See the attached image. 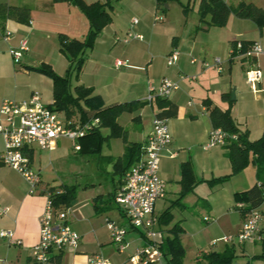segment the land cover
<instances>
[{"label":"crops","instance_id":"0c3cea01","mask_svg":"<svg viewBox=\"0 0 264 264\" xmlns=\"http://www.w3.org/2000/svg\"><path fill=\"white\" fill-rule=\"evenodd\" d=\"M225 1L228 4L230 2L229 0ZM239 1L234 0L233 6H236ZM128 4L135 11H138L142 17H146V14L151 15L154 21L155 15L153 16V14L158 9L155 0H129ZM254 4L264 7L261 3ZM9 6L28 7V21L21 22L13 15L7 14ZM133 18L136 17H132L131 20ZM29 20L32 23H29ZM131 20L130 27L125 29L126 33L129 30L140 35L143 34L142 32H146L143 27L138 26L139 20L133 26H131ZM154 24L153 29L158 28V31L163 32L162 36L171 46L164 53L167 55L172 49H176L179 52L174 64L168 65L165 63L164 65L158 61L154 62L156 56L155 58L152 56L147 63H141L139 62L140 54L137 51L133 54L122 51L121 56L126 57L120 60H127L128 65L117 67L115 61L119 59L118 57L113 61V65L116 68L124 67L126 69L140 70L144 68L142 64H145L146 80L137 84H125L124 87L117 85L116 89L110 85L112 81L108 82L106 80L103 83L102 76L108 71L106 70L108 69L106 62L112 52V49L109 50V45L112 40L114 41L115 37V41L120 42L126 36V34L122 38L116 36L117 33L112 28L115 25L112 16V22L105 26L96 38L94 47L89 53L78 82L93 87L94 93L102 98L104 105L115 104V102L147 101L149 84L157 86L162 78L165 77L178 82L177 89L172 90L168 96L162 97L167 98V100L177 106V115L167 119V122L171 121L168 127L171 134V143L163 151L159 168V174L166 184V195L164 199L156 202L155 209L158 202L165 203L167 196L172 198L174 195L175 197L173 198L175 199H170V204L163 211L167 208L170 211L177 207L185 208L189 202L195 205L198 203L203 204L204 202L202 201H207L210 211L215 213L218 209L216 205L213 207L215 196L211 194L214 191L206 188L205 185L208 184L206 180L228 173L231 170V163L225 153L224 145L226 143L208 149L203 148V144L207 141L208 133L212 128L209 111L215 105L224 109L229 107V102L222 99V94H231V86H234L236 99L233 100L231 105V115L234 121L240 131H248L249 140H255L262 135L264 131V28L260 30L252 20L237 17L233 13L230 14L226 25L219 27L217 35H210V29L216 26L207 25L202 31L192 32L190 28L187 31L184 28L178 31V28H174L171 25L163 26L164 24H161L156 26ZM0 26L11 31L12 38L10 43L12 45L16 46L21 39H26L28 45V49L23 52L20 62L15 64L8 52L7 43L0 41V106L4 99H11L17 102L25 101L35 91L40 94L43 103L46 105L51 104L53 100L52 80L47 75L30 67H36L42 62H46L53 67L56 73L63 75L67 69L68 60L59 51L56 36L58 33H65L70 37H82L87 31V19L74 5L68 2L0 0ZM147 35L150 43L157 36L156 32L155 34L154 32H147ZM142 37L144 38L143 35ZM46 39H51L49 40L51 49H49L48 45L47 50L44 49L47 43ZM131 39L139 40V38ZM234 40H259L262 44L263 53L256 59L251 60L253 62H249L259 67L262 72L261 79L257 83L255 90H252L251 87L248 90L245 79L244 81L239 80H243L241 70L244 69L246 71L248 63L245 59L231 56L232 41ZM211 51H218V54L215 52L213 56L221 59L223 68L221 72L215 71L212 67H209L211 69L203 67L206 55ZM129 56L133 61L131 64L128 61ZM160 56L166 59L163 54ZM215 57L212 58L214 59ZM191 58H196V62L191 63ZM88 66L91 67V70L87 71L90 74H85ZM126 72L128 71L126 70ZM224 72L225 75L223 74ZM84 75L87 76L83 80ZM121 96H131L134 99L123 102L119 100ZM146 107H149L150 114L143 118L142 114ZM159 110L160 108L157 107L154 100L152 102L147 101L145 105L136 109L135 112L138 111V114L133 117V120L139 125L135 128L134 139L129 140L127 137V142H124L120 137H106L98 154L87 153L97 157L89 159L90 166L85 170L80 167L74 172V177L77 180H80L82 176L90 178V182L73 184L77 186V191L75 199L68 206L67 223L71 229L79 234V243L76 248H69L60 252L61 259L57 263L53 262L54 264H85L89 255L98 254L103 256L101 252L103 248L101 246L109 240L111 241L105 223L106 217L118 221L127 227L128 230H132L137 234L138 243L132 249L133 252L129 254V257L144 244L142 233L127 225L125 214L115 202L114 195L123 184L125 172L137 161L131 159L129 147L133 143L139 144L138 153L140 156L142 145L152 129V119ZM15 120L19 123V116L15 117ZM106 129L108 128L102 127L100 129L104 136L109 134V129L104 134L103 131ZM126 132L128 134L127 130ZM59 142V139L54 142L52 151L58 148ZM36 148L39 147L36 144H32L27 149L30 164L33 168L37 157H35ZM3 150L4 140L2 135H0V155ZM78 152L80 151L78 150ZM171 153H173V156H170ZM188 160L192 163L196 179L200 181L177 203L181 190V165ZM125 166H128L126 171L124 169ZM37 172L40 175L38 169ZM246 175L236 182L233 187L225 190L226 194L221 201V212L217 214L219 215L217 226H224L222 220L219 221L220 216L225 217V221L229 220L228 217H232L234 222L232 232H234V235L238 232L243 220L240 211L236 207L240 203L245 204L242 201H236L234 193L243 191L256 182L254 165L248 168ZM62 185L63 183L59 182L50 183V181L40 176V184L35 192L30 193L29 184L22 174L0 161V205L9 208L5 214H0V231L10 230L13 233L12 240L0 237L6 242L5 246L7 248L0 247V253H3L2 249H4L5 257L3 259H6L7 256L8 258L15 257V261L12 264H33L31 248L39 239V217L47 202V191L50 187L60 189ZM216 187H212L211 190ZM206 194L211 195L209 197L210 200L206 197ZM263 205L264 203L259 207V210L262 209ZM161 213L158 214L155 211L158 217ZM171 216L172 221L174 218L172 213ZM171 221L167 225L159 224L160 229L164 231L166 236L169 235L168 230L173 226L170 225ZM226 225L229 226L228 222ZM181 227L183 230L180 234V240L182 241L185 228L182 225ZM227 231H230V229L227 228ZM263 231L264 224L262 223L260 238ZM232 243H236L235 239ZM251 243L259 244L258 241ZM131 244L132 242H128L129 247ZM239 245L244 250L246 243ZM196 256L200 258L201 253ZM261 261L260 264H264V260ZM250 264H253V262Z\"/></svg>","mask_w":264,"mask_h":264},{"label":"built area","instance_id":"2783aa9c","mask_svg":"<svg viewBox=\"0 0 264 264\" xmlns=\"http://www.w3.org/2000/svg\"><path fill=\"white\" fill-rule=\"evenodd\" d=\"M161 17L155 15L154 21H160ZM29 23H32L29 20ZM138 23L137 18L131 20V26ZM12 33L9 29L0 26V41L6 42L8 52L15 64L21 60L22 54L28 49L27 40L21 39L16 46L10 43ZM131 38H142V35L129 30L121 39L127 43ZM120 40V39H118ZM235 56L245 59H256L263 53V47L259 40L253 41L247 47L243 42L237 41L232 48ZM179 56L176 49H172L166 57V63L172 65ZM191 63L196 58H191ZM115 65L127 66V60H116ZM204 68L212 67L215 71H222V61L215 57L211 62L204 61ZM262 72L258 67L246 69L245 77L252 90L257 88ZM178 88V82L170 78H162L155 86L149 84L146 100L152 102L155 97L168 96L172 90ZM19 116V123L15 117ZM99 120L92 118L86 121L76 119H60L57 112L45 105L38 92L22 102L4 99L0 106V135L4 140V150L0 155V161L9 167L18 170L29 184V192H35L40 184V175L35 171L27 154V149L36 144L40 149H50L54 142L60 138H67L73 148L80 150L79 139L97 126ZM227 138H236V134L229 135L221 128L212 127L204 149L225 144ZM171 143V134L167 119L154 116L152 129L142 145V152L137 161L125 172L123 184L114 195L115 202L124 212L127 225L139 230L144 237V244L133 253L129 260L132 264H168L161 248L164 231L159 227L158 216L155 214V204L164 199L166 195V184L159 174L160 161L163 151ZM173 156V153L170 154ZM47 191V202L39 217V239L31 248L33 264H54L52 257L65 249L76 248L79 243V234L71 229L67 223L68 207H55ZM243 206V203L238 204ZM8 207L0 205V214H5ZM258 210H250L243 216V220L235 238L223 237V241H235L238 244L254 242L260 239L261 216ZM204 220H210L205 217ZM111 241L119 252H123L127 246V227L109 217L105 218ZM0 237L12 240L13 233L1 230ZM85 264H112V262L98 254L89 255Z\"/></svg>","mask_w":264,"mask_h":264},{"label":"trees","instance_id":"16d2710c","mask_svg":"<svg viewBox=\"0 0 264 264\" xmlns=\"http://www.w3.org/2000/svg\"><path fill=\"white\" fill-rule=\"evenodd\" d=\"M118 0H105L104 2L94 1L86 3L84 0H51L52 3L68 2L74 5L87 19V31L82 37H70L65 33H58L57 41L59 51L68 60V66L63 75L56 73L53 67L46 62L40 63L36 67H30L33 70L47 75L52 80V103L48 106L55 111H63L65 118L86 121L97 118L99 124L88 130L84 136L79 139L80 152L82 153H99L101 145L106 137H120L127 142L126 130L118 123L117 118L124 111H130L142 107L147 101H132L126 103H115L104 105L102 98L94 93V88L79 83V76L84 64L92 51L95 40L105 26L112 22L111 11L113 2ZM170 1L178 2L183 11L187 12L190 6V0L183 3L181 0H155L158 8H163L165 3ZM198 13L201 22L208 26L222 27L228 22L231 13L240 18L252 20L258 29L264 28V7L255 5L253 2L240 0L236 6H231L225 0H199ZM7 14L13 15L18 21L26 22L29 17V8L24 6H9ZM237 41L243 42L247 47L253 41L234 40V46ZM232 57L235 52H232ZM166 97V96H165ZM222 99L229 102V107L221 108L217 105L210 108L209 117L212 127H219L229 135L236 134V138H227L224 148L226 156L231 163V172L219 177H212L206 182L213 185L218 181L227 180L231 175L240 172L249 163L255 166L256 182L249 188L235 192L234 199L242 201L243 206L237 205L242 217L250 210H259L264 203V131L262 135L255 139L249 140L248 131H240L238 125L231 115V105L233 100L230 93L222 94ZM154 102L160 108L155 113L156 117L172 118L177 115V106L167 100V98L155 97ZM210 105V104H209ZM109 129V134L104 136L101 128ZM130 157L136 161L139 156L140 146L133 143L130 147ZM125 171L128 166L124 167ZM200 180L196 179L192 163L188 160L181 165L180 179V199L192 190ZM50 199L55 207H68L75 199L77 186L63 184L60 189L50 187L48 189ZM172 216L169 208L165 209L158 217L160 225H167ZM182 227L179 222L173 224L168 230L169 235L163 240L161 248L164 252L168 264H182L184 249L180 240ZM261 251L258 258L264 260V238L258 240ZM235 256L234 247H228L223 252L206 251L202 252L200 259L207 261V264H228ZM61 254L52 257L53 262H59ZM198 264H200L198 262Z\"/></svg>","mask_w":264,"mask_h":264},{"label":"rangeland","instance_id":"374dc122","mask_svg":"<svg viewBox=\"0 0 264 264\" xmlns=\"http://www.w3.org/2000/svg\"><path fill=\"white\" fill-rule=\"evenodd\" d=\"M86 3L88 1H100L104 2L105 0H84ZM183 3H186L187 0H181ZM229 4L233 7L234 0H229ZM246 1H253L257 4L264 5V0H246ZM129 0H123V1H114L113 2V10L111 11V15L113 16V20L115 25L112 27L115 29V32L117 33L116 36L124 37L126 34L125 29H128L130 27V20L132 17H136L139 20V25L145 29L146 32H142L144 38L142 37L139 40L136 39H130L128 43H123L122 41H114L112 40L111 44L109 45V50L112 49L111 55L108 56V60L106 62L107 68L106 74L102 76V82L104 83L106 80L108 82L112 81L110 85H112L115 89L116 86L124 87L125 84H132V83H138L146 80L145 77V64H142L144 66L143 69L136 70L132 68H116L113 65V61L118 57L119 59H125L126 56H121L122 51L127 52L130 54H133L137 51V53L140 54L139 62L141 63H147L152 56L155 58L154 62H161L165 65L166 59H163L161 54L163 56L167 55L164 53V51L168 50L171 46L168 44L167 41H165L163 35V32L158 31L157 29H153V23L154 25L159 26L161 24L171 25L174 28L179 29H185L187 31L189 28L192 32L203 30L207 27V24L205 22L200 21L199 13H198V0H190V6L187 12H184L181 5L176 1H170L168 5L169 7L164 6L163 8H158L154 15L160 16V21H153V17L148 14H146V17H142L138 11H135L130 4H128ZM91 3V2H89ZM148 17V18H147ZM137 26V25H136ZM201 26V27H200ZM134 29V28H132ZM217 30V31H216ZM219 30V27H214L210 29V35H217ZM134 31V30H133ZM147 32H156L157 36L153 38V41L150 43L149 37L147 35ZM51 40V39H49ZM46 39V47L44 49L47 50V47L49 46V49H51L50 41ZM54 41V40H53ZM56 42L57 36H56ZM48 45V46H47ZM48 49V50H49ZM172 49V48H171ZM170 49V50H171ZM218 51H211L208 52L206 55V61L211 62L212 57H215L214 53ZM211 53V54H210ZM158 56V57H157ZM129 63H133L131 57L128 58ZM253 61L247 60L248 67L247 69L251 67H256V65H253ZM250 65V66H249ZM90 68V69H89ZM259 68V67H258ZM211 69V68H209ZM91 70V67H87L85 74H90V72H87ZM126 70L128 72H126ZM243 75V80L239 79L240 81L246 80L245 77V70H241ZM82 73V71H81ZM225 75V72L223 73ZM81 75V74H80ZM87 75L83 76V80L86 79ZM245 77V78H244ZM241 78V77H239ZM80 79V76H79ZM82 82V81H81ZM247 82V81H246ZM247 88L249 90L250 85L247 83ZM112 87V88H113ZM128 88V87H126ZM234 86H231V91L234 89ZM134 97V96H133ZM137 97V96H135ZM134 98H131V96H121L119 98L120 101H130ZM137 99V98H136ZM117 103V102H115ZM45 104V103H44ZM46 105V104H45ZM138 109V107H137ZM136 110V109H135ZM129 112L124 111L121 116L118 118V122L123 126L125 130L128 131V134L126 132V137L128 139H134L135 134V128L138 127V123H136L133 120V117L138 114V111L135 112ZM149 107H146L143 111V118L150 114ZM57 116L60 119H64L65 115L63 111H56ZM147 122V121H146ZM170 122H167L168 127L170 126ZM104 134L108 132V129L103 131ZM59 145L58 148L55 151H52V147L50 150H43L36 148V154H35V167L33 168L35 171L40 172V176H42L45 180L50 181V183H63L67 185H72L75 183L80 182H90L88 177L82 176L80 180L75 179L74 172L77 171L80 167L84 170L87 169L89 164V159L92 157L95 158L94 155H89L87 153H82L75 151L71 142L66 138L59 139ZM55 148V147H54ZM97 158V157H96ZM252 166L251 163H249L245 168H243L240 172L231 175L227 180L224 181H218L217 183H214L213 185H205L206 188L210 191H214L211 195L215 196V201L213 202V207L216 205L218 211H215V213L211 212L209 209V206L207 205V201L203 204H192L191 202L187 203V207L185 208H174L171 209V213L173 214V220L171 221V226L175 222H179L184 228L185 232L183 233L182 237V246L184 249V256H183V262L182 264H207V261L204 259L197 258L198 253L206 252V251H213V252H223L226 248L234 247V254L233 258L228 264H250L253 262V264H260L262 261L260 258L257 257V255L260 252V244L256 243L253 244L251 242H246L245 249L242 250L241 246L236 242L235 244L232 243V241L225 242L223 241V237L225 236H235L233 231V219L232 217H228V221H225L226 218L220 216V220H222L223 227L217 226V222L219 219L220 214V208L222 205V200L224 199V196L226 194L225 190L233 187L236 182L241 180V178H244L243 176H247L246 173H248V168ZM104 167V166H103ZM231 170L226 173L229 174ZM225 175V174H222ZM221 176L218 175L216 177ZM79 177V176H78ZM76 177V178H78ZM24 178V177H23ZM239 178V179H236ZM213 190H211L212 187H215ZM210 194H206V197L210 200ZM171 196H167L165 203L158 202L156 205L155 211L159 214L163 211L164 208H166L170 204V199H175L174 195L172 198ZM191 203V204H190ZM261 211V224H264V205L262 207ZM115 215V214H114ZM208 217L211 220L205 221L204 218ZM218 217V218H217ZM228 222L229 226L226 225ZM227 228L230 229V231H227ZM127 236V242H132L131 246H127V248L123 252H119L116 248V246L109 240L101 247L103 256L107 259H109L112 264H132L129 260V254L132 253V249L137 245V234L133 232L132 230H128L126 232ZM262 237L264 238V231L262 234ZM6 242L0 238V247L6 248ZM7 249V248H6ZM3 253H0V264H12L13 261H15V257L3 259L5 257L4 249H2Z\"/></svg>","mask_w":264,"mask_h":264},{"label":"water","instance_id":"95a60500","mask_svg":"<svg viewBox=\"0 0 264 264\" xmlns=\"http://www.w3.org/2000/svg\"><path fill=\"white\" fill-rule=\"evenodd\" d=\"M165 6L167 7V6H168V4H167V3H165ZM231 99H232V100H235V99H236V95H235V89H232V91H231Z\"/></svg>","mask_w":264,"mask_h":264}]
</instances>
